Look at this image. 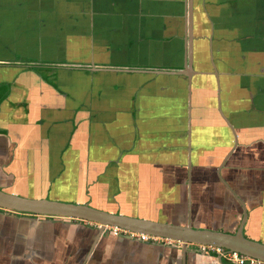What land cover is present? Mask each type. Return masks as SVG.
I'll return each mask as SVG.
<instances>
[{
  "label": "crops",
  "instance_id": "crops-1",
  "mask_svg": "<svg viewBox=\"0 0 264 264\" xmlns=\"http://www.w3.org/2000/svg\"><path fill=\"white\" fill-rule=\"evenodd\" d=\"M0 191L264 244V0H0ZM126 237L0 210V264H228Z\"/></svg>",
  "mask_w": 264,
  "mask_h": 264
},
{
  "label": "water",
  "instance_id": "water-1",
  "mask_svg": "<svg viewBox=\"0 0 264 264\" xmlns=\"http://www.w3.org/2000/svg\"><path fill=\"white\" fill-rule=\"evenodd\" d=\"M225 187L234 196V193L227 186ZM0 208L20 213L91 222L99 226L97 227L99 233L103 232L101 229L103 226H114L129 232L178 242L183 249H187L189 244L212 245L264 261V244L248 239L244 235L243 228L247 216L244 207L242 208V220L237 230L231 234L206 228H197L192 226L190 221L185 225L160 223L123 215L118 212H108L94 208L86 203L53 201L47 198H27L3 191H0ZM103 234L107 233L103 232ZM126 238L129 237L127 236Z\"/></svg>",
  "mask_w": 264,
  "mask_h": 264
},
{
  "label": "built area",
  "instance_id": "built-area-1",
  "mask_svg": "<svg viewBox=\"0 0 264 264\" xmlns=\"http://www.w3.org/2000/svg\"><path fill=\"white\" fill-rule=\"evenodd\" d=\"M92 225L99 227L96 224H92ZM101 229L103 232H106L107 234L111 236L123 235V236H128L129 238H135L136 240H139V241L146 240L148 242H155V243L161 242L163 244L170 245V246L171 245L180 246L178 242H174V241L167 240V239H161V238L149 236L146 234L129 232L127 230H123L121 228L114 227V226H103ZM187 246L194 247L196 251L201 254L216 256L219 259L224 260L228 264H264V261L253 259V258L244 256V255H241L237 252L228 251L226 249L212 246V245L189 244Z\"/></svg>",
  "mask_w": 264,
  "mask_h": 264
},
{
  "label": "flooded vegetation",
  "instance_id": "flooded-vegetation-1",
  "mask_svg": "<svg viewBox=\"0 0 264 264\" xmlns=\"http://www.w3.org/2000/svg\"><path fill=\"white\" fill-rule=\"evenodd\" d=\"M20 67H23L24 69L25 68H29V67H32L29 63H24V64H20L19 65ZM1 211H8V212H13V213H16V214H22V215H27V216H31V217H45V218H60V219H67V220H71V221H77V222H83V223H89V224H94V223H91V222H86V221H81V220H76V219H69V218H61V217H53V216H44V215H35V214H28V213H20V212H14V211H10V210H7V209H2L0 208ZM119 236H123V235H119ZM131 239H134L136 240L135 238H131ZM139 241V240H138ZM141 241V240H140ZM143 242H148L146 240H143Z\"/></svg>",
  "mask_w": 264,
  "mask_h": 264
}]
</instances>
